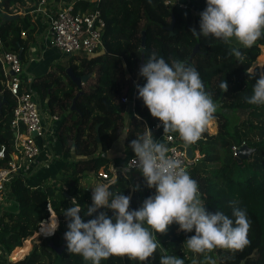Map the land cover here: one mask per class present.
I'll return each instance as SVG.
<instances>
[{
  "label": "trees",
  "instance_id": "obj_1",
  "mask_svg": "<svg viewBox=\"0 0 264 264\" xmlns=\"http://www.w3.org/2000/svg\"><path fill=\"white\" fill-rule=\"evenodd\" d=\"M37 2L3 0L0 9V32L4 47L21 52L23 61L27 59L29 46L36 34L46 26L42 16L37 18V22L38 15L32 14ZM204 5H207L206 0H191L190 6L185 9L169 6L163 0H151V3L149 0L74 2L76 10L98 8L101 11L106 22L104 49L89 57L67 56L64 63H50L46 72L33 75L27 91L38 96L42 109L61 116L54 144L57 143L58 151L64 154L58 177L60 184L33 188V185L42 184V180H33V175L27 181L16 176L10 182L5 205L0 211V247L10 254L33 236L43 219L50 216L46 208L48 201L58 215L59 228L54 235L38 236L30 252L22 259L15 262L7 260L5 264H91L80 255L70 254L67 244L61 253L50 246V243L60 246L63 242L68 221L62 211L72 206L73 198L83 206L81 216L85 222L95 218L96 214L84 216L87 207L93 203L92 189L81 185L86 172L98 174L104 171L109 176L116 173L118 180L110 185V190L131 196L130 210L140 208L147 197L155 194L154 188L147 187L143 174L138 173L133 178L134 188L130 179L121 175L122 168L135 153L126 159L108 155L109 149L122 135L125 147L133 151L131 141L159 121L151 115L142 98H138L136 88V84L143 86L146 83V78L139 75L143 31L146 34L145 62L147 54L153 53L151 45L155 47L157 56H163L170 64L168 46L172 47L171 59L185 63L198 44L190 65L198 70L206 90L219 107L214 118L216 131L210 133L207 128L200 140L190 146L194 152H199L200 157L188 172L198 181L209 212L221 210L234 219L229 202L235 201L236 206L246 209L251 221V243L235 253L215 249L211 253L193 255L184 242L195 235V230L186 233L176 223L169 226L167 233H157V239L166 254L184 259L185 264L194 260L196 264H210L206 256H210L215 264H264V105L246 102V98L253 94L256 78L264 73V62L262 66L256 65L264 52V38L251 48L237 47L245 57L241 63L231 54V48L236 46L225 44L213 36L196 37L191 33L193 27L200 30L199 13ZM173 19L171 35L168 27ZM178 50L186 54L180 55ZM68 68L76 76L88 78L83 84H77L69 76ZM5 79L0 62V144L11 148L14 134L10 120L16 99L7 90ZM225 80L227 92L220 88ZM123 96L132 100L126 109ZM75 97L77 109L71 110ZM181 144L189 146L184 142ZM239 144L254 149L249 158L241 162L235 158L233 151V146ZM70 154L73 158L68 159ZM4 163L5 160H0V165ZM114 178L107 179L106 183ZM137 185L139 190H136ZM98 211H107L110 216L113 214L110 209ZM160 255L158 248L155 258L150 257L144 264H160ZM101 264L142 262L126 256H112L102 260Z\"/></svg>",
  "mask_w": 264,
  "mask_h": 264
},
{
  "label": "clouds",
  "instance_id": "obj_2",
  "mask_svg": "<svg viewBox=\"0 0 264 264\" xmlns=\"http://www.w3.org/2000/svg\"><path fill=\"white\" fill-rule=\"evenodd\" d=\"M206 2V8L199 13L200 30L193 27V36H213L225 44L235 40L243 48H251L264 38V0ZM231 54L243 63L245 57L239 48H231ZM139 75L146 78V83L136 84L138 98H142L151 115L162 122L164 133H178L189 145L200 140L219 105L206 90L198 70L179 60L169 64L163 56L158 57L153 52L147 54ZM220 88L228 91L226 80L221 82ZM246 102L264 105V73L256 78L253 94ZM130 146L135 157L127 168L140 170L147 187L154 188L155 194L147 197L140 208L130 210L131 196L110 190V185L118 180L116 176L108 183L92 186L93 203L84 216L96 215L87 222L81 216L83 206L73 198L72 206L62 211L68 221L64 239L70 254L80 255L91 264H101L112 256H126L144 264L150 257L155 258L159 248L160 264H185L184 259L166 254L157 239V233H167L173 223L179 224L186 233L195 230V235L184 243L196 254L211 253L215 249L235 253L251 243V221L246 209L230 201L234 219L221 210L209 212L198 181L191 177L181 159L169 155L166 143L155 139L150 128L137 135ZM102 208L112 210L113 214L98 211ZM49 217L47 224L49 218L42 222L45 234L51 236L59 228V220L52 212ZM206 259L215 264L210 256Z\"/></svg>",
  "mask_w": 264,
  "mask_h": 264
},
{
  "label": "built area",
  "instance_id": "obj_3",
  "mask_svg": "<svg viewBox=\"0 0 264 264\" xmlns=\"http://www.w3.org/2000/svg\"><path fill=\"white\" fill-rule=\"evenodd\" d=\"M75 1L71 0L62 4L61 1L59 3L57 0H38L36 8L32 10V14L41 15L46 26L40 36L36 38L35 54L31 58L32 60H41L49 49H55L66 57L70 55L89 57L104 49L103 34L106 22L101 11L98 8L76 10L74 7ZM86 1L94 2L99 0ZM163 1L169 6L175 5L183 9L188 8L191 4V0ZM2 2L3 0H0V9ZM37 51L38 54H36ZM0 62L6 77L5 86L16 99L10 120L11 130L14 134L13 144L11 148L6 144H0V160H5V163L0 165L1 211L5 205V194L10 182L16 176H20L27 181V178L34 174L35 169L41 163L40 154L43 146L47 145V148H50L57 141L56 132L61 116L51 113L48 109H42L38 96L34 92L27 91L33 75H25L24 61L20 58L19 53L4 47L1 32ZM256 65H259V62H256ZM79 77L80 82L83 84L84 81H82L81 76ZM133 83H135V80ZM122 101L125 104V109L132 102L128 96H123ZM149 128L152 133L159 130L164 131L161 121H157ZM162 135L170 149L169 155L181 159L186 169L189 170L200 157L199 152L193 151V155L190 157L187 153L188 146L181 144L174 134H165L163 132ZM242 145L233 146L234 154ZM50 151L47 152L48 156H51ZM134 157L135 155H132L128 159L126 166L121 170L122 176L127 175L128 177V173L132 170L142 174L135 167L127 168L129 161ZM126 170L128 172H125ZM116 175L114 173L113 176H109L104 171L98 173V176L104 180L114 178ZM44 186L46 185L37 184L32 187L43 188ZM63 187L65 188V186ZM46 208L49 212H54L50 201L47 202ZM39 234L43 235L40 231ZM7 260H10V254L5 253L0 247V264H5Z\"/></svg>",
  "mask_w": 264,
  "mask_h": 264
},
{
  "label": "rangeland",
  "instance_id": "obj_4",
  "mask_svg": "<svg viewBox=\"0 0 264 264\" xmlns=\"http://www.w3.org/2000/svg\"><path fill=\"white\" fill-rule=\"evenodd\" d=\"M69 1H71V0H61V2H62V4H64V3H66V2H69ZM41 41H42V39H41ZM151 51L152 50H154V46L152 47V45H151ZM171 50H172V47H170V46H168L167 47V55H168V57L170 58V60L173 62V60L171 59ZM153 52V51H152ZM178 53L180 54V55H185L186 54V52H181L180 50H178ZM54 55H55V58H51V60L49 61V60H43V61H41L40 63H36V62H30L29 63V61H25L24 62V68L26 67V73H25V75H29V74H35V73H37V75H40V74H42V73H44V72H46L48 69H49V66H50V64L49 63H60V62H65L66 61V56L65 55H63V54H61L60 52H58V51H54ZM171 62V63H172ZM256 62H259V65L258 66H262V63L264 62V52H263V54L262 55H260L259 56V58H258V60L256 61ZM42 64V65H41ZM185 64L186 65H188V66H191L190 65V63L189 62H185ZM42 66H45L46 68L43 70V71H41V69H42ZM40 71V72H39ZM227 112L231 115V112L230 111H228L227 110ZM208 131L210 132V133H214L215 131H216V121L215 120H213L210 124H209V126H208ZM55 148H56V150H57V143H56V146H55ZM54 151V150H53ZM71 158H73V157H68V159H71ZM60 158L58 157V156H56V155H53V153H52V155H51V157L48 159V162H44V163H41L36 169H35V171H34V174H33V176L34 177H39L40 176V178L42 179V178H45V179H42V181H41V183L42 184H44V185H51V184H54V185H56V184H60L59 183V181H58V177H59V175H60V173H59V171L57 172V174L56 173H53V171H55V169L57 168V165H53V163L54 162H56V161H58ZM62 159V158H61ZM44 169H47L48 170V172L46 173L45 171H44ZM126 172H128L127 170H126ZM51 173H53L52 175H51ZM138 173H140V172H138V171H136V170H132L130 173H128V178H134L135 177V175H137ZM123 176H126L127 177V175H123ZM51 177H53V178H51ZM40 179V180H41ZM132 179H131V181H132ZM50 180V181H49ZM134 180V179H133ZM45 181H49V182H46L45 183ZM107 182V180H104L103 178H100L99 176H98V174H96V173H94V172H86V173H84V177H83V179H82V183H81V185L82 186H87V187H89V188H92V186H95V185H98V184H104V183H106ZM38 183V182H37ZM34 184V183H33ZM41 184V185H42ZM93 190V189H92ZM7 192H8V189H7V191H6V194H7ZM6 194H5V198H6ZM41 226V225H40ZM40 230V229H39ZM39 230L33 235V237H34V240L36 241L37 240V237L38 236H41V237H46L44 234L43 235H40L39 234ZM32 237V236H31ZM27 240H29V238L27 239ZM32 241V240H31ZM27 243V242H26ZM25 243V244H26ZM33 243V242H32ZM27 244H29V242L27 243ZM18 248V247H17ZM20 249V248H19ZM27 253V252H26ZM17 254V253H16ZM192 254L194 255V254H196V253H193L192 252ZM25 255V254H24ZM23 255V256H24ZM23 256L20 258V259H22L23 258ZM11 260V259H10ZM190 264H196V261L194 260L192 263H190ZM217 264V263H216Z\"/></svg>",
  "mask_w": 264,
  "mask_h": 264
},
{
  "label": "crops",
  "instance_id": "obj_5",
  "mask_svg": "<svg viewBox=\"0 0 264 264\" xmlns=\"http://www.w3.org/2000/svg\"><path fill=\"white\" fill-rule=\"evenodd\" d=\"M59 3H61L60 1L61 0H57ZM57 2V3H58ZM206 6L207 5H204V9L206 8ZM203 9V10H204ZM203 10H201V11H203ZM38 17H41V15H38V16H36V19L38 18ZM37 22H38V19H37ZM40 22H39V26H40ZM43 30V29H42ZM41 32L42 31H40L39 33H37L36 34V37H35V39H34V41L30 44V46H29V49H28V56H27V59L26 60H24V62L26 61H29V63L30 62H36V63H40L41 61H45V60H51V58H55V55H54V51H56L55 49H49V50H47L46 52H45V54H44V57L41 59V60H32L31 58L33 57V55L35 54V42H36V38H38L39 36H40V34H41ZM230 45H233V46H236V47H239L240 45L235 41V40H233V42H232V44H230ZM152 47H153V45H152ZM153 52L155 51V48H154V50H152ZM36 54H38V51L36 52ZM171 60H170V64H171ZM50 64V63H49ZM42 65V64H41ZM46 67L45 66H42V69H41V71H43L44 69H45ZM25 69V73H26V67L24 68ZM40 72V71H39ZM38 73V72H37ZM37 73H35V74H37ZM35 74H31V75H35ZM164 131L163 130H159V131H157V132H153V135H154V138L155 139H157V140H159V141H163L164 143H166L165 142V140H164V138H163V135H162V133H163ZM177 137V140L181 143V142H183L182 141V139L180 138V136L179 135H177L176 136ZM167 144V143H166ZM191 145H193V144H190L189 146H191ZM55 146L56 145H52V148H51V151H50V148H47V145H45V146H43V148H42V152H41V154H40V160H41V163H44V162H48V159L51 157V156H48V153L47 152H49L50 151V155H52V153H53V155H56V156H58L60 159L58 160V161H56V162H54L53 163V165H57V168L55 169V171H53V173H56L57 174V172L60 170V168H61V166H62V164H63V160L61 159L62 157H64V154H62V152H60V151H58V148H57V150H56V148H55ZM54 150V151H53ZM134 152L132 151V150H130V149H127L126 147H125V145H124V135H122V136H120L119 138H118V140H116L115 141V143L113 144V146L109 149V151H108V155L110 156V157H112V158H115V157H122L123 159H126V158H128V157H130L132 154H133ZM63 155V156H62ZM70 157H73V155L72 154H70L69 155ZM40 163V164H41ZM114 166V165H113ZM113 168H115V166L113 167ZM117 168H121V167H116V169ZM122 170H123V168H122ZM44 171L46 172H48V170L47 169H44ZM46 172V173H47ZM53 173H51V175L53 174ZM34 179L33 180H39V181H41L42 179H45V178H40V176L39 177H33ZM51 178H53V177H51ZM41 179V180H40ZM130 179V181H131V179L132 178H129ZM46 180V179H45ZM50 181V180H49ZM49 181H45V183L46 182H49ZM131 187L132 188H134L135 187V184H134V182H133V179H132V181H131ZM92 189V188H91ZM93 191V190H92ZM59 220V219H58ZM35 237V236H34ZM34 237L32 236V237H29V244H27L26 242L28 241L27 239L23 242V245L21 246V247H23V246H25L26 248H27V253H25V255H27L29 252H30V250L32 249V247H33V244H34V242H35V240H34ZM32 240V241H31ZM33 242V243H32ZM26 243V244H25ZM21 247H19V248H21ZM19 248H17V249H19ZM16 254V253H15ZM14 253H13V251H12V255H15ZM24 255V256H25ZM23 256V257H24Z\"/></svg>",
  "mask_w": 264,
  "mask_h": 264
},
{
  "label": "water",
  "instance_id": "obj_6",
  "mask_svg": "<svg viewBox=\"0 0 264 264\" xmlns=\"http://www.w3.org/2000/svg\"><path fill=\"white\" fill-rule=\"evenodd\" d=\"M173 26H174V19H173L172 23L170 24V26L168 27L169 30H170V34L171 35L173 34ZM145 45H146V34H145V31H143L142 41H141V52H142V56H141L139 71H140L141 65H143L144 63H146L145 62V58H144V54H145L144 53L145 52V49L144 48H145ZM197 50H198V44L195 45L194 49L191 52V55H190V57L188 59V62L189 63L191 62V60H192V58H193V56H194V54L196 53ZM19 56H20V58H22L21 52H19ZM181 62L184 63L183 61H181ZM67 72H68L69 76L72 78V80L74 82H76L77 84H81L80 77L79 76H76L71 68H68L67 69ZM11 73L13 74V72H11ZM87 78H88V76H81L82 81H85ZM0 97H2L1 94H0ZM76 109H77V107H76V97H75L73 99V102H72V105H71V110H76ZM253 150H254L253 148H251V147L243 144L236 151L235 158L239 162H241L243 159L249 158V156L253 152ZM187 153H188V155L190 157L193 155V149L190 146L187 147ZM43 221H46V219H43ZM66 244H67L66 240L63 239V242L61 243L60 246H56L53 243H50V246H52L56 250V252L61 253ZM12 262H15V261H12Z\"/></svg>",
  "mask_w": 264,
  "mask_h": 264
},
{
  "label": "bare ground",
  "instance_id": "obj_7",
  "mask_svg": "<svg viewBox=\"0 0 264 264\" xmlns=\"http://www.w3.org/2000/svg\"><path fill=\"white\" fill-rule=\"evenodd\" d=\"M53 215H56L54 212H53ZM51 216V215H50ZM50 221V217H49V219H48V221H46L45 223L47 224L48 222ZM40 230V232L42 233V234H44V235H46L45 234V232H44V227H43V223L41 224V226H40V228H39ZM29 242V240L27 241V243ZM27 252V248L25 247V246H23V247H21L20 249H15L14 251H13V253L15 254V253H17V254H15V255H12V252L10 253V259L12 260V261H17V260H19L25 253Z\"/></svg>",
  "mask_w": 264,
  "mask_h": 264
}]
</instances>
